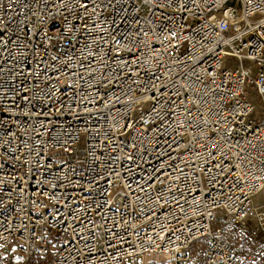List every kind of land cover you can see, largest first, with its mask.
<instances>
[{
	"label": "built area",
	"instance_id": "obj_1",
	"mask_svg": "<svg viewBox=\"0 0 264 264\" xmlns=\"http://www.w3.org/2000/svg\"><path fill=\"white\" fill-rule=\"evenodd\" d=\"M260 193L264 0H0V264H243Z\"/></svg>",
	"mask_w": 264,
	"mask_h": 264
},
{
	"label": "rangeland",
	"instance_id": "obj_2",
	"mask_svg": "<svg viewBox=\"0 0 264 264\" xmlns=\"http://www.w3.org/2000/svg\"><path fill=\"white\" fill-rule=\"evenodd\" d=\"M250 98L255 99L254 93H250ZM258 197V198H257ZM254 205L257 203L260 210L264 211V205L261 204V195L255 196ZM220 227V238L229 241L237 247L243 264H264V234L260 233L254 236L252 240L241 237V231L232 218L223 211H218L217 218L213 227ZM206 237L200 238L193 242L190 252L194 258L197 257L198 250L204 246ZM143 264H170L165 255H146L143 257Z\"/></svg>",
	"mask_w": 264,
	"mask_h": 264
},
{
	"label": "bare ground",
	"instance_id": "obj_3",
	"mask_svg": "<svg viewBox=\"0 0 264 264\" xmlns=\"http://www.w3.org/2000/svg\"><path fill=\"white\" fill-rule=\"evenodd\" d=\"M259 195H261V197L262 198H264V194H262V193H260ZM259 195H257V196H259ZM258 198V197H257ZM254 199V198H253ZM258 204L257 203H255V207L257 208V210H260V209H262V208H260L259 206H257Z\"/></svg>",
	"mask_w": 264,
	"mask_h": 264
}]
</instances>
